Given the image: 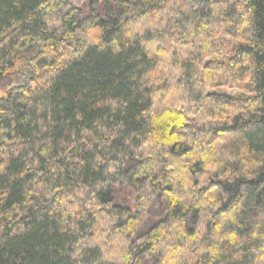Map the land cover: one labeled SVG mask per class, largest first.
I'll use <instances>...</instances> for the list:
<instances>
[{"label":"trees","instance_id":"1","mask_svg":"<svg viewBox=\"0 0 264 264\" xmlns=\"http://www.w3.org/2000/svg\"><path fill=\"white\" fill-rule=\"evenodd\" d=\"M0 264H264V0H0Z\"/></svg>","mask_w":264,"mask_h":264}]
</instances>
